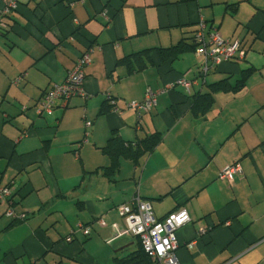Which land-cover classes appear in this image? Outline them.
Masks as SVG:
<instances>
[{
	"label": "crops",
	"instance_id": "obj_1",
	"mask_svg": "<svg viewBox=\"0 0 264 264\" xmlns=\"http://www.w3.org/2000/svg\"><path fill=\"white\" fill-rule=\"evenodd\" d=\"M17 2L0 32V187H11L12 209L24 219L7 217L11 206L0 202V264H116L138 248L118 211L136 194L157 220L188 213L177 231L180 264H264V0ZM199 22L243 41L244 60L200 78L203 59L191 49ZM181 43L187 49L173 60L157 53ZM88 49L87 97L37 115L42 94ZM246 70L239 91L215 93L204 116L192 114L196 95L225 79L234 85ZM179 78L195 82L189 93ZM147 89L158 93L156 105L137 127L125 104ZM153 134L160 142L138 164L120 158L113 177L104 175L111 137L135 144ZM235 162L234 181L218 180Z\"/></svg>",
	"mask_w": 264,
	"mask_h": 264
},
{
	"label": "built area",
	"instance_id": "obj_2",
	"mask_svg": "<svg viewBox=\"0 0 264 264\" xmlns=\"http://www.w3.org/2000/svg\"><path fill=\"white\" fill-rule=\"evenodd\" d=\"M17 4V0H9L7 7L4 10H0V30L7 27L4 17L8 12L16 9ZM101 16L107 19L106 12H102ZM193 43L195 45L194 54L203 59V65L200 71L201 75H207L212 71H216L222 64L242 61L246 53L243 42L225 39L214 29L206 31L205 25L202 22H199L197 25ZM91 64V51L88 49L80 53L73 68L67 73L64 82L61 84H52L42 94L36 104V114L39 116H51L57 101H59L60 107L65 108L71 98H86L87 96L83 90V82L85 79L84 71ZM22 79L23 75L17 77L13 80V84L18 85ZM194 83L184 78H179L176 81V85L180 86L185 93H189ZM157 94L147 89L142 101H132L125 104V109L134 113L137 127L143 124L144 116L156 105ZM108 104L113 111L120 112L117 108L115 109L114 100L110 97H108ZM86 126L88 127V123H86ZM23 136L26 137V132L23 133ZM86 142L84 139L83 143ZM240 172V164L235 162L221 170L218 175V180L231 184ZM10 190L11 187H0V202L10 197ZM118 211L121 213L125 224L122 232L135 237L142 251L155 264H180L176 256V251L179 246L177 231L184 225L190 223V217L185 210H179L168 215L163 220H157L154 217L151 205L144 202L136 194L128 204L119 206ZM5 214L7 217L13 219H24V215L18 216L12 208L7 209ZM95 222L100 227H106L102 219H97ZM77 229L84 236L89 235V227L79 224L77 225ZM200 232L204 233L205 231L201 230ZM65 242L71 243L72 237H67Z\"/></svg>",
	"mask_w": 264,
	"mask_h": 264
},
{
	"label": "trees",
	"instance_id": "obj_3",
	"mask_svg": "<svg viewBox=\"0 0 264 264\" xmlns=\"http://www.w3.org/2000/svg\"><path fill=\"white\" fill-rule=\"evenodd\" d=\"M7 27L3 30H0V32H5L8 29ZM196 30H197V28H196ZM194 34H195V32H194ZM193 37H194V35H193ZM236 40H238V39H236ZM241 42H243V41H241ZM191 45H192L191 49L194 52L195 45L193 43V38H192V44ZM186 49H187V45L181 43V44H178L177 46L172 47V48L157 50V53H159L160 58L162 60H165V59L173 60L176 57H178L179 54L184 52ZM148 53H150V52L146 51L143 54L148 55ZM239 62H241V61H239ZM239 62L237 61L236 63H239ZM212 72H215V71H212ZM251 73L252 72L249 70L242 71L240 73L239 79H237V81L234 83V85H231L229 83V80L225 79V80H222V81L210 86L209 87V89H210L209 93H206V94H203L200 96L196 95V97H194L193 103L191 105L192 114L195 117L204 116L205 113L207 112V110L209 109L210 104L213 101V98H212L213 94H215V93H229V92L236 93L237 91H239L244 86L245 80L249 77V75ZM199 75H200V78H202V79H204L206 76V75H201L200 73H199ZM108 107L111 108L109 105H108ZM159 142H160V137H159V135H156V134L147 136L144 139L137 141L135 144H124L119 140V138L117 136L111 137L108 140L107 144L102 149V152L110 157V164H109L108 168L101 169V170L104 171V175L110 179L117 172L120 158L126 159V160H131L135 164H138L139 160L144 155L152 152L155 149V147L158 145ZM6 187L9 188V186H6ZM10 196H11V194H10ZM7 201L9 202L11 208H13L12 200L10 197L7 199ZM16 220H18V219H16ZM115 263L116 264H155V262H153L142 251V248L140 247L139 242H138L137 250L131 256H128V257H125L122 259H116Z\"/></svg>",
	"mask_w": 264,
	"mask_h": 264
}]
</instances>
